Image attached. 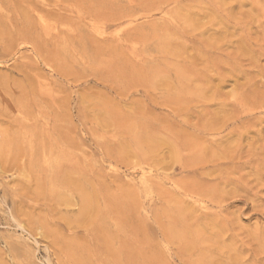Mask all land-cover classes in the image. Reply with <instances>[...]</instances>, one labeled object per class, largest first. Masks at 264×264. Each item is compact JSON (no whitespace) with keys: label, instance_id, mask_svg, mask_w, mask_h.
I'll return each mask as SVG.
<instances>
[{"label":"rangeland","instance_id":"obj_1","mask_svg":"<svg viewBox=\"0 0 264 264\" xmlns=\"http://www.w3.org/2000/svg\"><path fill=\"white\" fill-rule=\"evenodd\" d=\"M13 252L264 264V0H0Z\"/></svg>","mask_w":264,"mask_h":264},{"label":"bare ground","instance_id":"obj_2","mask_svg":"<svg viewBox=\"0 0 264 264\" xmlns=\"http://www.w3.org/2000/svg\"><path fill=\"white\" fill-rule=\"evenodd\" d=\"M82 200V199H81ZM82 202L85 203V201L82 200ZM89 205V204H88ZM90 208V207H89ZM84 210V209H83ZM81 215V214H80ZM79 216V215H78ZM20 247V246H19ZM21 249V248H20ZM95 249V248H94ZM15 252V251H14ZM13 252V253H14ZM95 252V251H94ZM93 252V253H94ZM23 253V252H22ZM91 254V253H90ZM96 254V253H94ZM94 256V255H93ZM108 256V254H107ZM125 256V255H124ZM22 254H12L8 257H6L3 254H0V264H27L28 262H26L28 259V257L26 258V256H24V259L21 260ZM29 260H31V256L29 257ZM144 260V259H143ZM95 261V260H94ZM98 263V262H97ZM99 264V263H98ZM121 264V263H120Z\"/></svg>","mask_w":264,"mask_h":264}]
</instances>
